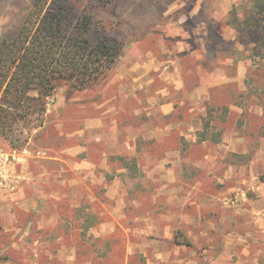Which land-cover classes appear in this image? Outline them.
Wrapping results in <instances>:
<instances>
[{"label": "rangeland", "instance_id": "374dc122", "mask_svg": "<svg viewBox=\"0 0 264 264\" xmlns=\"http://www.w3.org/2000/svg\"><path fill=\"white\" fill-rule=\"evenodd\" d=\"M92 1L91 37L122 56L89 88L61 83L42 125L16 123L20 148L0 136V264H207L206 241L224 264H264V240L201 229H231L223 201L249 207L264 187V0H186L165 18L168 0ZM32 3L0 0V40ZM180 232L195 251L174 248Z\"/></svg>", "mask_w": 264, "mask_h": 264}, {"label": "trees", "instance_id": "16d2710c", "mask_svg": "<svg viewBox=\"0 0 264 264\" xmlns=\"http://www.w3.org/2000/svg\"><path fill=\"white\" fill-rule=\"evenodd\" d=\"M92 2L33 0L17 34L0 40V136L13 148L21 147L13 139L14 125H42L47 99L61 83L89 88L122 56V44L106 32L91 37ZM175 242L191 244L183 233L175 234Z\"/></svg>", "mask_w": 264, "mask_h": 264}, {"label": "crops", "instance_id": "0c3cea01", "mask_svg": "<svg viewBox=\"0 0 264 264\" xmlns=\"http://www.w3.org/2000/svg\"><path fill=\"white\" fill-rule=\"evenodd\" d=\"M186 0H168V2L166 3V6L164 7V9L162 10V15H163V18L166 17V15L170 14V13H173V12H177L180 10L181 8V4H185ZM197 4L196 3L192 10H196L197 7ZM210 12V10H209ZM168 33L165 32L163 30V34L161 36V38L159 37V39H168ZM165 42H162L161 44H164ZM184 43V42H183ZM162 107V106H161ZM174 106L170 103H165V106H163L162 108H165L163 109L166 110V111H169L171 110V108H173ZM121 137V136H119ZM125 139L126 137L125 136H122V139H116L115 137V141L117 140L118 142H125ZM264 187H259V197L255 200H250L248 201L249 202V207H246V208H243L241 207L240 204H229L228 201H223L224 204L223 206H227V207H230L231 209H223L224 207L220 206V219H219V223H224L225 226H229L231 229H224V228H220V227H217V223H212V225L210 224V226L208 227H205L207 225H202L200 223V225H202L203 227L201 228L202 229V236L205 237V239L209 238L210 240H212L214 237H218L219 239H221L222 241V244H224L225 240H227L228 238H232L233 240L234 239H241L243 240L244 238H257V239H260V240H264V230L263 229H260V230H257L256 232V236L253 234V231L251 230V226L252 224L255 222L256 220V224H259V226L262 224V222L264 221L262 219V217L260 215H257V213H259L261 211V209L264 207ZM206 199V198H205ZM209 204H207L208 206H211L212 208H217L218 207V204L216 203V201L213 200V203L211 200H209ZM195 201H192L191 204H194ZM243 203V202H242ZM211 204V205H210ZM214 204V205H213ZM255 214V215H254ZM244 215L245 217H248L249 219L247 220V225H248V229L246 230V232H239L238 230V227H239V221L237 222L238 219H241V216ZM183 217V215L181 216V218ZM253 222V223H252ZM214 226L213 229H211L212 227ZM166 231V236L169 237L170 236V233L168 230H165ZM180 233H183V232H180ZM177 234V233H176ZM184 236H186L184 233H183ZM174 239H175V234H174ZM247 240V239H246ZM246 240L244 241H241L240 244H242V246L240 247L242 250L240 251V255L241 256H247V257H250L251 256V253H250V249L249 247L247 246V242ZM176 243V242H175ZM206 244L207 246L203 247L202 248V251L204 252V255H205V258L207 260V264H224L223 261L225 260L227 254L225 253H220V251H214L213 250V246H212V243H210V241H206ZM236 244H238V241L236 240ZM174 248H182V249H179L180 251L181 250H192V251H195V248L192 247V243L190 245H187V244H179V243H176L174 244ZM185 248V249H183ZM179 251V252H180ZM190 253V252H189ZM193 254V252H191ZM257 256H259L260 254H255ZM182 259H187V263L186 264H195L194 262V258L193 256L190 257V255L186 258H182Z\"/></svg>", "mask_w": 264, "mask_h": 264}]
</instances>
